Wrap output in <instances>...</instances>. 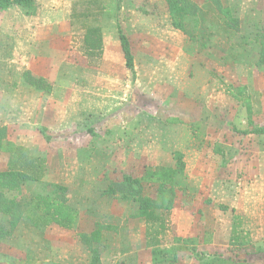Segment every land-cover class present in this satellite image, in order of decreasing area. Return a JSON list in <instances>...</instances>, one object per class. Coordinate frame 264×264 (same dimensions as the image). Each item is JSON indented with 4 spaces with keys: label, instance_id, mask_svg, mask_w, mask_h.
Segmentation results:
<instances>
[{
    "label": "rangeland",
    "instance_id": "1",
    "mask_svg": "<svg viewBox=\"0 0 264 264\" xmlns=\"http://www.w3.org/2000/svg\"><path fill=\"white\" fill-rule=\"evenodd\" d=\"M193 1L201 6L207 2ZM223 1L238 6L243 29L260 24L264 30V0ZM71 4L37 0L33 16H21L16 8L0 14V82L11 84L5 92L13 96L0 110V123L5 118L11 124L0 149V170L8 167L16 147L36 155L46 152L44 180L68 187V199L73 189H78V200L92 187L94 199L114 200L122 194L104 191L118 188L125 173L139 176L148 166L176 165L180 152L184 170L176 191L187 198L186 204L195 198L219 202L227 197V208L235 210L226 216L219 212L221 206L214 207L213 240L221 251L211 252L223 256L221 264H264V252L258 251L264 247V135L238 131L250 130L252 122L264 124V68L248 64L257 60L256 53L250 60H235L238 37L224 32L192 39L180 30L160 36L159 30L157 38L150 34L146 41L144 32L132 27L133 78L116 38L108 58H91L82 43L83 31L89 25L115 26L117 20L126 28L134 20L131 10L139 6L148 10L146 16L157 14L155 20L166 29L169 13L167 20L150 0H122L124 10L117 18L103 12L77 19L71 16ZM24 72L44 78L51 93L28 84ZM248 97L251 115L245 106ZM143 189L144 194H157L152 185ZM38 191L37 185L25 186L24 201ZM238 203H243L237 207L240 213L234 206ZM102 212H84L69 230L48 228L51 224L40 232L28 224L19 228L15 238L22 250L11 234L2 238L0 264H89L91 252L78 241L79 234L107 219ZM158 224L147 228L158 232ZM185 244L196 247V241ZM13 249L25 254L22 262L8 256Z\"/></svg>",
    "mask_w": 264,
    "mask_h": 264
},
{
    "label": "trees",
    "instance_id": "2",
    "mask_svg": "<svg viewBox=\"0 0 264 264\" xmlns=\"http://www.w3.org/2000/svg\"><path fill=\"white\" fill-rule=\"evenodd\" d=\"M121 1L76 0L72 6L71 16L80 19L107 12L117 18L118 12L122 8ZM165 1L174 28L192 39L223 32L233 34L238 37L235 45L237 52H232L234 59L237 60L245 55L250 60V57L256 53L257 60L248 64L255 63L256 66L264 68V30L260 24L253 28L248 25L246 30L243 29L237 5L225 3L223 0H207L206 4L202 6L193 0ZM15 6L26 16H33L37 13L36 0H0V12ZM135 10H140L145 14L149 13L143 6L136 7ZM189 25H192L193 29L190 30ZM85 29L83 38L85 52L91 58L100 59L104 52L102 28L100 25H89ZM117 29L126 67L135 78L133 48L126 28L118 20ZM24 80L44 93H51L50 83L44 78H35L25 72ZM229 93L234 99L240 100L238 93L231 90ZM245 104L248 114L251 115L252 103L249 97L246 98ZM249 124L252 126L250 130L238 131L243 134L264 135V124L254 125L253 122ZM41 130L49 140L46 128ZM6 134V127H1L0 149ZM46 156V152L36 155L27 148L16 147L10 152L8 167L5 170H0V241L12 234L20 223H26L39 231H44L50 224L68 229H73L78 225L80 213L68 202V187L44 180L47 169ZM175 156L176 165L174 166H148L139 176L125 173L123 180L117 184L118 188L110 187L104 191V194L120 192L122 198L132 199V207L135 208L134 216L145 219L147 222H160V232H163L166 228L164 218L172 209L176 198V177L184 170L183 154L177 152ZM146 184L157 189V194L154 197L144 194L143 188ZM30 185H37L40 191L33 193L30 201L25 202L23 189ZM107 228L111 229L112 227L98 223L91 232L79 234L78 241L91 252V264H104L102 253L106 249V245L103 241V230ZM174 241L175 244L167 250L159 246L154 248V263L166 260L174 262L179 254L185 253L194 255L200 264H221V261H225L219 253L200 252L196 247L185 244L189 241H196L194 239L177 237ZM258 251L264 252V247L259 248Z\"/></svg>",
    "mask_w": 264,
    "mask_h": 264
},
{
    "label": "crops",
    "instance_id": "3",
    "mask_svg": "<svg viewBox=\"0 0 264 264\" xmlns=\"http://www.w3.org/2000/svg\"><path fill=\"white\" fill-rule=\"evenodd\" d=\"M75 1L76 0H71L72 3L71 7L73 6V3ZM150 1L152 3H157V5L160 7V12L162 14H166V18L168 20L169 11L166 1L165 0H150ZM15 8L20 13L19 15L26 16L23 13H21L20 9L16 6L10 9L8 8L7 10H11ZM7 10H4L2 12H6ZM2 12H0V14ZM130 15H132L134 20H130L129 24L126 26V29L129 31L128 37H130L129 40L131 42V45L133 44L131 40L132 38H134L135 32L137 33L144 32V38L146 39V41L149 40L150 34H152L151 35L152 37L153 36L156 37L157 31L159 30L162 31L160 32V36H162L165 33V30L175 35L181 33L178 29L173 27L171 23L170 15H169V20L166 21L167 24L165 26L163 25L166 29H162V25L155 20L159 18L157 14L146 16V14L140 13L137 10H131ZM26 17H30V16H26ZM150 18L153 20V23H151ZM96 25H100L102 28L103 43H104V52L102 57L108 58L109 53L111 51V44H112L111 42H114L115 38L117 39V42L121 46L117 24H115V26H105L103 24H96ZM132 27H135L134 28L135 32L131 30ZM85 32L86 29L83 31L82 43ZM241 57L243 58L247 56L244 55ZM10 86L11 84L9 82L7 83H4V81L0 82V110L1 109L4 110V108L7 105H9L8 103L12 102L13 96L5 92V90L9 92ZM0 124L1 126H5L7 131H9V127L11 124L8 123L5 120V118L3 121H1ZM8 137L12 139L11 132L8 133ZM167 166H174V164H168ZM180 178L181 177L177 175L176 183H175L176 185L178 184ZM183 187L185 186H182V188ZM84 189L86 191L87 188ZM73 191H74V195H72V197L68 200V202L71 206H73L79 211L80 218L82 217L84 212H92V215L94 214L95 216L96 214H103V212L102 213L100 212L104 211L105 215L107 216V219L104 220L101 219L99 223L101 225L112 227L111 229L107 228L103 230V241L104 244L106 245V249L102 253V262L104 264H200L197 261V259L194 257V255L188 253L179 254L177 260L174 262L170 260H166L161 263H154L153 250L158 246L167 250L168 248L172 247V245L175 244L174 241L175 238L191 237L196 239V247L198 251L206 252V253H210L211 251H215V250L221 251V247L218 246V242L215 243V240H213V235L215 236V233L217 234V231H215V227H214L216 214L212 211L214 210V207L217 204L219 208L220 206L221 208L222 206H224L225 211L220 208L219 212L221 213L222 211L224 214H226V216L231 215L235 211L231 209L229 210L227 208V207L230 208V204L224 202L228 200L227 197L221 198L219 202H215L213 199L208 197L195 198L194 201L190 200V205H187L188 204L186 202L187 198L184 200L183 198H181L182 196H180V194L176 191L177 193H176L174 205L164 218L166 228L164 229L163 232H160L161 228L159 222L158 232L154 233L153 230H150V228L148 229L147 227L151 226V224H155L156 222L155 223L147 222L145 219L135 217L134 216L135 213H132V204L131 202L127 201V199L123 200L122 198H118L113 200L111 199L113 197H110L109 199V196H104L102 198L98 197L94 199L95 195L93 196L94 194L93 188L88 187V192L84 195V197L82 199H79L78 197L77 200V198H75V195L78 189H73ZM197 201H200L201 203L199 204L200 207L197 206ZM242 205L243 203H238L237 205L234 206L237 208V207H242ZM237 209L239 213L242 212L241 209L239 208ZM209 213H211V215ZM209 215L210 218L208 219L207 216L209 217ZM108 217L110 219H108ZM80 218H79V223H80ZM25 225L27 224L20 223L16 227V229L13 230L11 234L12 237L14 236L15 243L17 244L19 242L17 246L20 247V249L22 243L20 241H17V238L15 237L20 236L19 234H17L19 228ZM51 227L53 229L56 227H59L61 229L63 228L56 224H51L48 228ZM63 229L69 230L68 228H63ZM34 230L39 231L37 229ZM74 242L76 243V240H74ZM74 247H76V244L74 245ZM4 250L5 251L7 250L5 246H4ZM21 250H14V249L10 250V254L8 256L9 257L12 256V258L14 257V259H16L17 261L19 260L20 262H22L23 261L22 259H25V254ZM109 255L110 256L112 255L113 261H108ZM89 264H91V260Z\"/></svg>",
    "mask_w": 264,
    "mask_h": 264
}]
</instances>
